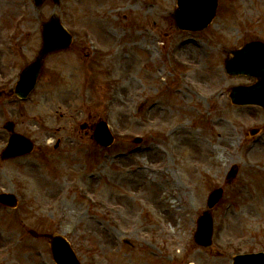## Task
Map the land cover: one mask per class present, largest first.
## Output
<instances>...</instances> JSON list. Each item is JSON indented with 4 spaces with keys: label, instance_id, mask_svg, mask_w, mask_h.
Masks as SVG:
<instances>
[{
    "label": "rangeland",
    "instance_id": "374dc122",
    "mask_svg": "<svg viewBox=\"0 0 264 264\" xmlns=\"http://www.w3.org/2000/svg\"><path fill=\"white\" fill-rule=\"evenodd\" d=\"M176 9L177 0L46 1L42 10L0 0V193L21 202L0 205V264H55L31 229L67 237L82 264H232L264 252V110L232 104L231 90L255 79L224 70L231 51L264 41V0H219L197 33L176 27ZM53 13L74 36L70 50L47 59L27 101L5 95L41 47L39 36L12 33H34ZM99 119L116 133L111 148L80 129ZM10 120L37 150L2 161ZM219 187L225 195L209 210ZM206 212L215 221L208 250L194 243Z\"/></svg>",
    "mask_w": 264,
    "mask_h": 264
},
{
    "label": "water",
    "instance_id": "95a60500",
    "mask_svg": "<svg viewBox=\"0 0 264 264\" xmlns=\"http://www.w3.org/2000/svg\"><path fill=\"white\" fill-rule=\"evenodd\" d=\"M58 1V0H56ZM180 9L177 12L178 24L182 29L202 30L206 28L212 21L216 14L217 0H178ZM45 36L50 35V39L45 37L44 56L46 53L62 47H67L70 39L56 20H52L45 26ZM57 40L54 41V37ZM238 52L236 63L229 66V72L232 74L247 73L256 75L259 82L249 88L236 89L233 92V101L237 104L246 105L254 104L264 108V44L253 45L249 49ZM256 54V56L252 54ZM253 58L250 62L249 59ZM254 64V65H253ZM253 65V66H252ZM33 73V68L28 67L22 75L19 91L22 95L28 94L35 82L30 83V75ZM6 128L13 132L14 124H9ZM256 131H253L255 133ZM97 140L100 144L108 146L112 143V138L107 134L105 127H99ZM33 150L32 143L25 137L12 133L9 146L4 151L5 158H12L19 156ZM236 175L235 169L230 173L228 179ZM223 194V190L215 191L209 200V207L213 208ZM0 202L16 207L18 202L14 195L1 194ZM213 221L212 217L206 213L199 219L198 231L196 235V242L203 246L211 245ZM36 235L35 232H32ZM51 240L52 249L55 259L59 264H79L74 256V252L66 243V241L59 236L47 235ZM234 264H264V254L240 255L235 259Z\"/></svg>",
    "mask_w": 264,
    "mask_h": 264
},
{
    "label": "bare ground",
    "instance_id": "6f19581e",
    "mask_svg": "<svg viewBox=\"0 0 264 264\" xmlns=\"http://www.w3.org/2000/svg\"><path fill=\"white\" fill-rule=\"evenodd\" d=\"M167 188H168V190H167ZM163 189H164V192L163 191H161V192H162L163 195L165 194L166 197H167L166 203L169 201V203H171L176 208V205H177L178 200L175 197L169 196L170 195L169 192L171 190V188L169 187V185L168 184H165V186H163Z\"/></svg>",
    "mask_w": 264,
    "mask_h": 264
}]
</instances>
